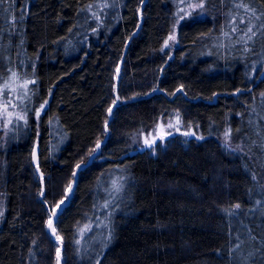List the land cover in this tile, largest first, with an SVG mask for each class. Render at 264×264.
Masks as SVG:
<instances>
[{"label":"trees","instance_id":"1","mask_svg":"<svg viewBox=\"0 0 264 264\" xmlns=\"http://www.w3.org/2000/svg\"><path fill=\"white\" fill-rule=\"evenodd\" d=\"M179 2L0 0V83L31 82L0 133V264H56L68 197L62 264H264V0H204L172 52ZM174 110L199 134L141 150Z\"/></svg>","mask_w":264,"mask_h":264},{"label":"rangeland","instance_id":"2","mask_svg":"<svg viewBox=\"0 0 264 264\" xmlns=\"http://www.w3.org/2000/svg\"><path fill=\"white\" fill-rule=\"evenodd\" d=\"M194 5H202V8L200 7H193ZM242 6H245L241 3ZM207 8L205 6L204 0H180L179 2V10L177 13V22L175 23V29L169 34L167 38V45L164 44L165 49H170L172 52L178 47L180 44V35L178 32V27L180 22L189 15H205L207 14ZM245 16V15H243ZM256 14H254V19L251 21V23L254 22L256 18ZM235 27V26H234ZM233 27V28H234ZM174 37L173 40H170L169 37ZM229 44V41L225 42V45ZM31 82L29 78H19L17 75H12L7 79L5 82L0 83V133L1 130H9L11 127H13L15 124H17V118L23 117L24 114L22 111V108L26 107V101L30 98V86ZM23 119H20L19 121H23ZM167 134L166 138H162L161 144L165 142V140L172 134H181L185 138L192 137L194 135H198L199 132L197 129H195L191 124L187 123L179 111H172L171 115L166 118H160L157 124L151 129L149 133H147L144 136L143 144L146 141H151L154 137L159 136L160 134ZM185 133H188L189 135H185ZM159 141V142H160ZM103 140H100L97 142V144H100L99 150H97L95 157L99 154L101 151ZM96 144V145H97ZM96 149V146H95ZM93 153V152H92ZM84 163H80L79 165H83ZM78 172V168H77ZM73 188L71 187L69 193H72ZM116 200L118 202L119 208L122 207L125 202L127 201L124 187L123 190L116 196ZM67 202V199L64 200ZM59 205V206H58ZM56 208L54 209L52 216L55 214L58 207H60L61 203H59ZM117 206V208H118ZM5 213V207L2 204V201H0V222L2 220V215ZM49 219V220H51ZM50 230V229H49ZM55 239L59 242L58 249L60 252L59 259L57 258L56 254V264H62L63 257H62V243L60 242L61 239L56 235L55 231L52 232ZM94 242L98 243L100 242V236L97 235L94 238ZM57 249V250H58Z\"/></svg>","mask_w":264,"mask_h":264},{"label":"snow or ice","instance_id":"3","mask_svg":"<svg viewBox=\"0 0 264 264\" xmlns=\"http://www.w3.org/2000/svg\"><path fill=\"white\" fill-rule=\"evenodd\" d=\"M193 7H200V8H202V5H194ZM233 30H234V29H233ZM250 31H251V29H249V32H250ZM169 39H170V40H173L174 37L170 36ZM165 45H167V41H165ZM108 112L111 113V112H112V109L109 108V109H108ZM20 119H23V117H18V118H17V123L19 122ZM185 135H189V134H188V133H185ZM145 143L148 144L149 147H151V144H149L148 141H146ZM153 143H154V141H153ZM99 148H100V144L98 143V144L96 145V149H94V150H93V153H91V154L89 155V160H92V159L95 158V154H96L97 150H99ZM87 166H88V163L85 162L83 165H77V168L80 169L81 171H83V170H85V169L87 168ZM73 175H75V173H74ZM122 190H123V183H122V182H117V180H113V181H112V188H111V190H110V193L112 194V197H113V201H115L116 196H117ZM41 195H43V193H41ZM70 198H71V197H68L67 199L70 200ZM60 203H61V205H64V204H65V201H61ZM104 207L107 208V207H108V204L106 203V204L104 205ZM236 207H239V205H237ZM61 211H63V208L61 209ZM99 223H100V222L97 221V224H98V225H99ZM105 227H107V225H105ZM48 228L51 229L52 232L55 231V229H54L53 226H52V221H51V220L48 221ZM85 230L91 231L90 226H89V225H84V227H83L82 229H80L81 234H83ZM59 256H60V252H59V249H58V250H57V258H58V259H59Z\"/></svg>","mask_w":264,"mask_h":264},{"label":"water","instance_id":"4","mask_svg":"<svg viewBox=\"0 0 264 264\" xmlns=\"http://www.w3.org/2000/svg\"><path fill=\"white\" fill-rule=\"evenodd\" d=\"M120 75H121V67H120L119 70H118V77H117L118 80H119V78H120ZM194 136H196V135H194ZM166 137H167V134H163V133H162V134H160L159 136L154 137L151 141H148V142H149V144H151V147H153V146L156 145V144H157L162 138H166ZM153 141H154V143H153ZM144 145H145V146L142 147L141 150H144L145 147H149L148 144H146V143H144ZM151 147H150V148H151ZM34 163H35L37 166L39 165V157H38V152H37V150H36L35 153H34ZM39 174H40V176H43V173H42L41 171H39ZM68 203H69V201L65 202L64 205H60V207L57 208L55 214L52 216L51 221H52V226H53L54 229H55L56 221H57L59 215L62 214V212L64 211V209H65L66 206L68 205ZM62 208H63V211H61ZM50 232L52 233V230H51V229H50Z\"/></svg>","mask_w":264,"mask_h":264}]
</instances>
